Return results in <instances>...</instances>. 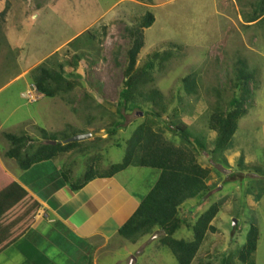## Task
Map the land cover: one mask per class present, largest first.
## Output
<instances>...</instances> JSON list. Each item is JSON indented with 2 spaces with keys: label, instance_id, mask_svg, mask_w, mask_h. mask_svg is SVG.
Returning a JSON list of instances; mask_svg holds the SVG:
<instances>
[{
  "label": "rangeland",
  "instance_id": "1",
  "mask_svg": "<svg viewBox=\"0 0 264 264\" xmlns=\"http://www.w3.org/2000/svg\"><path fill=\"white\" fill-rule=\"evenodd\" d=\"M5 1L0 0V10ZM253 3L254 0H9V13L0 27V154L9 148L3 132L27 134L35 142L42 141L38 129L54 133L69 128L70 132L90 133L89 139L81 141L86 151L72 150L52 163L62 172L69 170L76 180L91 165L102 172L119 163L125 140L145 119L153 120V130L173 146L182 144L180 137L170 131L179 125L210 149L215 133L207 129L209 117L217 105L226 109L237 93L232 87L233 69L241 62L254 75L246 115L238 120L224 152L214 155L215 162L204 151L197 154L198 163L211 168L209 192L202 199L186 201L180 214L192 221L210 205L218 206L211 221L215 232L206 233L191 264H219L228 256L233 257L234 264H242L235 255L251 226L258 230L252 262L264 264V14L255 22H246ZM146 11L153 14L154 22L144 30V46L136 65L141 66L153 52L171 53L168 60H155L151 82L142 89L161 93L166 109L159 118L145 115L158 110L140 100L137 104L141 110L118 112L117 108L126 63L124 28ZM79 36L82 42L86 38L89 41L77 48L72 41ZM174 45L180 50H170ZM78 53L82 58L77 67L64 68L67 75H77V87L53 98L41 97L34 102L22 99L21 93L32 84L27 74L30 70L39 64H66ZM188 75L196 80L195 94L188 95L182 88L181 80ZM119 113L124 115L123 128L109 139L107 129ZM95 137L101 140L97 142ZM116 140L120 146L114 145ZM227 149L239 155L235 158L236 153ZM97 153L99 159L94 162L92 158ZM127 171L130 174H121L126 187H140L142 191L157 170L131 167ZM46 232L47 229L44 235ZM48 234L56 237V233ZM161 236L163 233L156 231L132 244L115 235L106 244L94 241L96 246L100 244L96 250L89 243L66 246L60 237L54 245L44 247L42 243L39 250L54 264H177L170 250L159 243ZM173 237L191 239L192 233L182 226ZM23 260L22 255L14 256L13 252L0 255V264H23Z\"/></svg>",
  "mask_w": 264,
  "mask_h": 264
},
{
  "label": "trees",
  "instance_id": "2",
  "mask_svg": "<svg viewBox=\"0 0 264 264\" xmlns=\"http://www.w3.org/2000/svg\"><path fill=\"white\" fill-rule=\"evenodd\" d=\"M4 8L0 10V27L9 11V0L4 2ZM254 9L250 15H246L248 23L255 22L264 14V0H254ZM9 13V12H8ZM154 22V16L146 11L132 24L124 28L127 38L125 50V67L123 71L124 81L119 93L118 112L132 111L139 109L137 101L150 103L158 111L145 113V115L159 118L165 112V104L162 102V95L157 89H150L144 92L142 89L151 82V71L154 69L155 60L163 62L168 60L171 53L153 52L141 66L136 65V57L144 46V30L149 28ZM1 31V30H0ZM89 38L82 42L80 36L72 42L74 47H83L88 43ZM87 45V44H86ZM76 48V49H77ZM178 49L172 46L170 50ZM82 58V53L75 54L66 64L57 63L56 66L39 64L27 74L29 81L36 87L37 91L46 98L57 97L67 94L80 83L77 75L70 73L67 75L64 68H76ZM235 92L229 101L226 109L219 105L215 107L209 117L207 129L214 131L216 136L212 142L211 149H208L203 141L192 137L185 127L175 125V129L170 131L181 139V146L176 147L170 144L160 132L153 130L154 121L145 119L137 124L130 137L124 142V155L119 163L110 165L102 172L95 171L91 165L80 179L73 180L70 171L61 172L62 179L69 186L70 190L76 192L94 178L112 177L128 167L151 168L159 172V176L150 188L148 193L141 199L135 212L119 228L117 235L129 243H136L139 239L150 236L156 231L163 233L158 241L167 247L174 255L177 264H191L200 246L202 245L206 233H214L215 227L211 221L218 213V206L212 204L207 210L200 213L192 221L190 218H183L180 208L186 201L192 199H202L209 192L207 185L210 169L202 167L197 161V154L204 151L209 159L214 160V155L228 146V143L237 129L238 120L246 115V105L252 96L250 83L253 80V73L247 70L246 66L239 62L233 69ZM183 90L188 94L196 93V80L188 75L181 80ZM124 115L117 116L107 129L109 139L113 138L118 130L123 128L122 121ZM172 125V124H171ZM42 141H32L27 134H12L3 132V138L9 143V148L4 156L13 159L20 170H27L32 165L56 159L64 153L72 150L86 151L82 142H68L70 137L77 135V131H69V128L61 131L49 133L46 130H39ZM85 132H79L83 134ZM95 141H100V137H95ZM50 142H55L51 144ZM115 146H120V141H115ZM83 146V147H82ZM99 159L98 153L93 156L95 162ZM0 195L6 197L3 205L0 206V220L7 213V207L16 206L18 199L25 195L22 189L16 184H11L0 191ZM26 196V195H25ZM18 197V199H16ZM185 226L191 230V239H176L173 235ZM1 228V225H0ZM1 230V229H0ZM258 240V230L251 226L246 234V240L235 257L242 264H253L252 256L256 251ZM1 244V241H0ZM39 263V262H38ZM219 264H234L233 257L222 258Z\"/></svg>",
  "mask_w": 264,
  "mask_h": 264
},
{
  "label": "crops",
  "instance_id": "3",
  "mask_svg": "<svg viewBox=\"0 0 264 264\" xmlns=\"http://www.w3.org/2000/svg\"><path fill=\"white\" fill-rule=\"evenodd\" d=\"M234 153L236 158L238 151ZM55 160L20 170L13 159L0 154V191L14 183L26 195L16 197V206L7 207L0 220V255L20 254L23 264H54L39 247L42 243L44 247L54 245L60 237L66 246L89 243L96 250L100 244L96 246L94 241L106 244L117 235L159 176L158 171L151 173L153 180L142 187L146 190H130L121 178V174H130L128 167L112 177L94 178L73 192L62 179L61 169L53 166ZM6 197L0 195V206ZM41 211L44 215L38 216ZM48 233H56V237ZM31 238L37 242L28 240Z\"/></svg>",
  "mask_w": 264,
  "mask_h": 264
},
{
  "label": "built area",
  "instance_id": "4",
  "mask_svg": "<svg viewBox=\"0 0 264 264\" xmlns=\"http://www.w3.org/2000/svg\"><path fill=\"white\" fill-rule=\"evenodd\" d=\"M22 99H25L28 102H34L37 99L41 98L42 95L37 91L36 87L31 84L30 87L23 93H21ZM38 216H43L44 213L41 211L37 214Z\"/></svg>",
  "mask_w": 264,
  "mask_h": 264
},
{
  "label": "water",
  "instance_id": "5",
  "mask_svg": "<svg viewBox=\"0 0 264 264\" xmlns=\"http://www.w3.org/2000/svg\"><path fill=\"white\" fill-rule=\"evenodd\" d=\"M90 137H91L90 133L77 134V135L72 136L68 140H66L65 143H68V142H81V141L89 139ZM50 143L51 144H55V142H50ZM217 168L220 169L222 172H225L223 169H221L220 166H217Z\"/></svg>",
  "mask_w": 264,
  "mask_h": 264
},
{
  "label": "clouds",
  "instance_id": "6",
  "mask_svg": "<svg viewBox=\"0 0 264 264\" xmlns=\"http://www.w3.org/2000/svg\"><path fill=\"white\" fill-rule=\"evenodd\" d=\"M42 95V94H41ZM42 97H43V95H42ZM245 116V115H244ZM242 118V117H241ZM210 131V130H209ZM211 132H214V131H211ZM215 133V132H214ZM215 136H216V133H215ZM215 136H214V138H215ZM214 140V139H213ZM213 140H212V142H213ZM212 142H211V144L210 145H212ZM209 149V148H208ZM211 149V148H210ZM215 166L214 167H217V165L216 164H214ZM39 213V212H38Z\"/></svg>",
  "mask_w": 264,
  "mask_h": 264
}]
</instances>
